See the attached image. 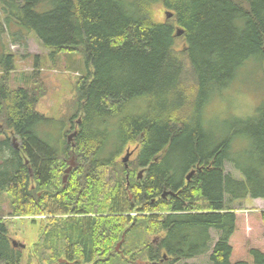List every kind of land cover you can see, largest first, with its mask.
Listing matches in <instances>:
<instances>
[{
  "label": "trees",
  "instance_id": "16d2710c",
  "mask_svg": "<svg viewBox=\"0 0 264 264\" xmlns=\"http://www.w3.org/2000/svg\"><path fill=\"white\" fill-rule=\"evenodd\" d=\"M29 34L50 55L79 51L86 67L67 114L77 132L60 149L37 130L40 67L9 85L8 44ZM250 59H264V0H0V196L11 208L0 215V264L24 259L9 239L13 217L38 225L29 264H264V209L232 207L264 198V102L220 138L204 126L206 104Z\"/></svg>",
  "mask_w": 264,
  "mask_h": 264
},
{
  "label": "rangeland",
  "instance_id": "374dc122",
  "mask_svg": "<svg viewBox=\"0 0 264 264\" xmlns=\"http://www.w3.org/2000/svg\"><path fill=\"white\" fill-rule=\"evenodd\" d=\"M166 10L158 6L155 9L157 19L163 21L166 18ZM24 44L10 42L8 49L15 54V68L9 74V85L16 87L22 85L23 76L28 75L38 66L39 77L46 87L45 94L39 98L36 109L42 113L46 120L42 121L37 130L39 135L48 141L52 146L60 149L63 139L74 130L73 124L68 122V110L73 106L74 86L76 81L85 73L86 67L83 56L79 51H66L60 54L50 55L38 39L29 34L24 39ZM177 47L182 48L183 43L180 38L176 41ZM35 56L38 57L39 65H35ZM54 56V57H53ZM56 56V57H55ZM264 102V59L248 60L241 68L239 74L229 88L222 91L221 95L212 98L205 106L204 126L208 131V138H220L229 122H236L237 119H246L253 116L257 108ZM72 127V128H69ZM237 135L233 148L238 149ZM129 150H134V145H129ZM106 155L114 150V146L103 148ZM124 151L118 159L124 155ZM134 153L131 154V156ZM225 170L236 175V171L229 164H225ZM252 205V206H250ZM254 206V207H253ZM232 207L240 214L249 213L255 208L264 209V198L253 199L250 197L236 200ZM9 198L6 195L0 196V215L9 219L10 215ZM9 236L21 243L26 244L22 249L24 259L21 264H29L32 243L38 236V225L29 218L14 219L9 225ZM215 237V234L213 235ZM121 247V246H120ZM120 247L118 251L120 250ZM207 257H197L187 259V263L204 264ZM32 264L34 261L32 260ZM142 262V261H141ZM140 263V260H138ZM175 264H182L177 262Z\"/></svg>",
  "mask_w": 264,
  "mask_h": 264
},
{
  "label": "water",
  "instance_id": "95a60500",
  "mask_svg": "<svg viewBox=\"0 0 264 264\" xmlns=\"http://www.w3.org/2000/svg\"><path fill=\"white\" fill-rule=\"evenodd\" d=\"M169 15H171V14H169ZM181 33H182V30H179V29L176 30V34H177V35H180ZM75 134H76V131H74L73 133H71V134L68 136V139H71L72 136H74ZM12 143H13V146H14V147H17V146H18V144L16 143V138H15V137H12ZM129 156H130V151L127 150L126 154H125V155L123 156V158H122V162L124 163V166H125L126 168L128 167V159H129ZM26 162H27V160H26ZM74 165H75L74 158L71 157L70 160H69V164H68L67 168L65 169L64 174H63V176H62V180H63V182L66 181L67 176H68L69 172L72 170V168H73ZM141 173H142V171H139V175H140ZM192 173H193V171H191V172L189 173V175L187 176V179L189 178V176H190ZM127 185H128V182H127ZM123 239H124V234L122 235L121 240L117 243V245H116V247H115V250H118V249H119V247H120V245H121ZM11 243H12L13 246L25 247V244H23V243H21V242H18L17 240H14V239L11 240ZM59 261H63V260H62V259H59Z\"/></svg>",
  "mask_w": 264,
  "mask_h": 264
},
{
  "label": "bare ground",
  "instance_id": "6f19581e",
  "mask_svg": "<svg viewBox=\"0 0 264 264\" xmlns=\"http://www.w3.org/2000/svg\"><path fill=\"white\" fill-rule=\"evenodd\" d=\"M71 157L74 158V162H75L74 154ZM172 195H174V193L171 190H169V189H163L162 192H161V197H163V198H167L168 196H172Z\"/></svg>",
  "mask_w": 264,
  "mask_h": 264
},
{
  "label": "crops",
  "instance_id": "0c3cea01",
  "mask_svg": "<svg viewBox=\"0 0 264 264\" xmlns=\"http://www.w3.org/2000/svg\"><path fill=\"white\" fill-rule=\"evenodd\" d=\"M254 199H260V198H254ZM252 206V205H250ZM254 207V206H253ZM261 208H255L256 211H259Z\"/></svg>",
  "mask_w": 264,
  "mask_h": 264
},
{
  "label": "flooded vegetation",
  "instance_id": "af4514ba",
  "mask_svg": "<svg viewBox=\"0 0 264 264\" xmlns=\"http://www.w3.org/2000/svg\"><path fill=\"white\" fill-rule=\"evenodd\" d=\"M140 169H142V170H143L144 168H140ZM143 174H144V172H142V174H141L140 176H138V175H137V176H138V178L142 177V175H143ZM190 176H191V175H190ZM189 178H190V177H189Z\"/></svg>",
  "mask_w": 264,
  "mask_h": 264
}]
</instances>
